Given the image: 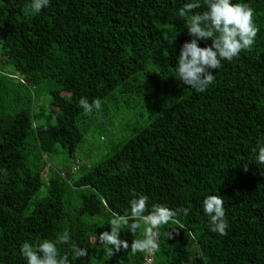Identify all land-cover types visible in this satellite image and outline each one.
Listing matches in <instances>:
<instances>
[{"label": "trees", "instance_id": "1", "mask_svg": "<svg viewBox=\"0 0 264 264\" xmlns=\"http://www.w3.org/2000/svg\"><path fill=\"white\" fill-rule=\"evenodd\" d=\"M188 2L49 0L37 13L31 0H0V264H27L24 242L35 249L65 232L57 248L70 264H143L147 252L131 251L143 224L120 228L129 248L115 255L99 242L141 195L149 211L178 212L158 229L154 264H264V0H231L254 10L259 31L250 50L209 70L204 92L176 71L192 39L179 15ZM199 2L194 11L207 10ZM82 97L100 109L86 114ZM133 102L146 117L109 154L94 145L99 157L79 169L87 138L119 134V105ZM208 195L224 200L226 235L210 231ZM72 244L88 255L75 259Z\"/></svg>", "mask_w": 264, "mask_h": 264}, {"label": "clouds", "instance_id": "2", "mask_svg": "<svg viewBox=\"0 0 264 264\" xmlns=\"http://www.w3.org/2000/svg\"><path fill=\"white\" fill-rule=\"evenodd\" d=\"M205 3L207 10L203 12L194 11L201 7L199 0L185 3L179 10L181 18L188 17L186 28L192 39L181 46L176 71L180 80L197 92L206 91L214 82L215 77L210 69L217 70L222 66V60L231 61L238 57L242 50H250L259 31L253 21L254 10L248 5L234 4L231 0H205ZM48 5L49 0H31L28 7L38 13ZM199 40H211L212 44L209 47H199ZM78 106L87 114L94 108L100 109L101 101L96 98L89 103L82 97ZM257 162L264 164V145L258 148ZM147 201V196H134L130 200V217L117 216L109 223L111 231L99 235L100 244L105 246V251L110 255H115L122 248H129L128 242L120 239L119 230L122 226L127 227L133 234L142 224L145 226L143 238L132 240L133 253H154L159 249L158 229L170 221L176 222L178 212L163 204H153L149 211ZM223 205L224 200L220 195H208L203 200L204 213L210 217V231L220 235H226V229L229 227ZM178 211L187 215L189 210L181 208ZM167 235L170 238L172 233L168 232ZM69 241L70 235L65 232L55 242L44 240L35 249L30 243L24 242L20 252L27 264H70L68 254L61 256L57 248L58 244H67ZM71 253L75 259L88 255L86 248H79L75 244L71 245Z\"/></svg>", "mask_w": 264, "mask_h": 264}, {"label": "rangeland", "instance_id": "3", "mask_svg": "<svg viewBox=\"0 0 264 264\" xmlns=\"http://www.w3.org/2000/svg\"><path fill=\"white\" fill-rule=\"evenodd\" d=\"M119 106H120V109L118 111V113H119L118 123L120 125L119 134L116 133V129H114L115 127L114 128L111 127L108 130V135L106 136L105 139H103L104 141H102V142L100 141L99 136L94 135V138L88 137L87 142L83 145L84 149L82 150L81 154H79V152H80L79 151L75 155L76 158L81 162V164H82L81 166H85V163H88L91 160L95 161L94 158L99 157L98 153L93 148L94 145H98L99 148H102L103 155L109 154L110 150H112L118 144L119 139L122 136L121 132L124 129H126L127 127H131L132 125L137 124V122H141V118L137 117V115L139 113H142L143 117H146V115H147V109L146 108L143 109L141 107H138L134 102H133V104H130L129 106H126L123 104H120ZM92 157H94V158H92ZM60 162H62V161H60ZM63 165H65V163Z\"/></svg>", "mask_w": 264, "mask_h": 264}, {"label": "built area", "instance_id": "4", "mask_svg": "<svg viewBox=\"0 0 264 264\" xmlns=\"http://www.w3.org/2000/svg\"><path fill=\"white\" fill-rule=\"evenodd\" d=\"M143 264H154L153 253H147L143 259Z\"/></svg>", "mask_w": 264, "mask_h": 264}, {"label": "bare ground", "instance_id": "5", "mask_svg": "<svg viewBox=\"0 0 264 264\" xmlns=\"http://www.w3.org/2000/svg\"><path fill=\"white\" fill-rule=\"evenodd\" d=\"M81 165H82V164H81ZM81 165L78 167L79 169L82 168V167H85V166H81Z\"/></svg>", "mask_w": 264, "mask_h": 264}]
</instances>
